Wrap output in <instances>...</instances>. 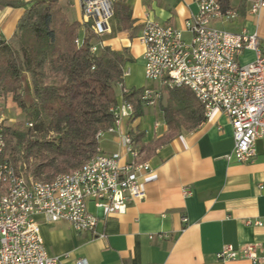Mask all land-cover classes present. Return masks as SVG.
<instances>
[{"label":"crops","instance_id":"crops-1","mask_svg":"<svg viewBox=\"0 0 264 264\" xmlns=\"http://www.w3.org/2000/svg\"><path fill=\"white\" fill-rule=\"evenodd\" d=\"M129 2L137 27L135 36L119 31L114 17L111 31L94 42L126 50L132 61L125 65L129 73L124 76V84L140 88L145 86V60L139 37L146 22L175 26L189 39L186 22L198 13L199 6L197 0ZM224 2L237 9L238 15L217 18L211 25L232 32L255 33L264 48V8L251 15L248 0ZM60 5L69 19L81 24L78 37L83 39L86 26L82 1L60 0ZM24 11L23 6L0 8L3 39L14 37ZM255 57L254 50L246 49L239 59L245 64ZM117 94L119 101V87ZM162 101L156 106H145L140 116H144V121L137 123L140 117L125 118L121 127L133 136L142 159L151 166V171L140 178L145 196L131 201L125 212L107 217L89 202L90 211L99 217L96 233L78 231L68 220L52 221L45 214L36 215L47 251L54 256L69 255L71 260L86 258L90 264H264V141L256 140L257 154L252 161L228 159L235 146L234 129L229 116L218 109L197 129L175 136L146 157L132 130L145 132V145L166 133ZM148 108H153L152 112ZM98 146L105 153H123V162L130 158L118 133H107ZM99 233L105 235L98 236ZM251 244L261 256L256 262L243 255L236 259L217 257L226 245L241 250Z\"/></svg>","mask_w":264,"mask_h":264},{"label":"built area","instance_id":"built-area-1","mask_svg":"<svg viewBox=\"0 0 264 264\" xmlns=\"http://www.w3.org/2000/svg\"><path fill=\"white\" fill-rule=\"evenodd\" d=\"M81 1L84 24L88 23L98 37L111 31L116 0ZM224 1L197 0L199 11L186 22L189 39L175 26L146 22L139 37L144 45V74L155 84L144 86L138 100L144 106H156L164 90L189 88L203 103L207 117L218 109L229 116L235 146L228 159L250 162L257 154L256 140L264 141V48L255 33L211 25L217 18L238 15L237 9L226 6ZM248 1L251 15L264 8V0ZM76 43L80 45L82 38L78 37ZM101 47V42H93L90 49L97 52ZM246 49L254 50L256 57L243 64L239 58ZM128 73L125 69L124 76ZM118 87L121 99L112 108L114 123L99 130L97 139L100 142L107 133H118L130 156L124 162L123 153H105L98 146L97 153L75 170L50 180L27 176L8 155L7 126L0 116V264H90L86 258L71 260L69 255L49 254L35 216L45 214L52 221L68 220L78 231L96 233L99 217L90 211L89 202L107 217L125 212L131 201L145 196L140 178L151 171V166L142 159L133 136L121 129L123 120L135 113V102L125 97L132 88L122 82ZM240 255L254 262L261 258L253 244L241 250L226 245L217 253L219 259H236Z\"/></svg>","mask_w":264,"mask_h":264},{"label":"trees","instance_id":"trees-1","mask_svg":"<svg viewBox=\"0 0 264 264\" xmlns=\"http://www.w3.org/2000/svg\"><path fill=\"white\" fill-rule=\"evenodd\" d=\"M6 6L25 7L14 37L0 39V97H11L25 115L6 127L7 152L27 176L50 180L79 168L97 153V133L114 123L118 84H124L125 65L132 58L126 50L109 45L92 52L91 44L99 37L88 23L78 45L81 24L69 19L60 0H0V8ZM115 18L119 31L135 36L129 0H116ZM24 74L30 78V103L24 95ZM142 89L125 94L135 102V118L145 110L138 100ZM164 95L161 108L167 132L145 145V132L132 130L146 157L207 119L203 103L189 88L164 90Z\"/></svg>","mask_w":264,"mask_h":264},{"label":"rangeland","instance_id":"rangeland-1","mask_svg":"<svg viewBox=\"0 0 264 264\" xmlns=\"http://www.w3.org/2000/svg\"><path fill=\"white\" fill-rule=\"evenodd\" d=\"M23 82H24V95L25 99L28 103H30L33 99V93L31 89L30 84V78L28 74H24L23 76ZM143 82L145 86H151L155 83L152 81L147 80L146 78H143ZM153 108H148V111H151ZM3 115L4 117V123L6 126L14 125L19 121H22L24 119V113L21 111V109L17 106V104L12 100L11 97L7 98H0V116ZM145 118L140 117L137 119V123L144 121Z\"/></svg>","mask_w":264,"mask_h":264}]
</instances>
